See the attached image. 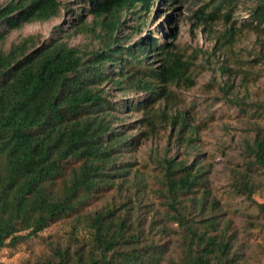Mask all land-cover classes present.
<instances>
[{
	"label": "trees",
	"instance_id": "obj_1",
	"mask_svg": "<svg viewBox=\"0 0 264 264\" xmlns=\"http://www.w3.org/2000/svg\"><path fill=\"white\" fill-rule=\"evenodd\" d=\"M72 1L76 0H11L0 5V45L10 31L57 17ZM83 1L88 6L73 11L72 32L63 34L59 29L40 43L30 35L7 50L0 46V251L15 249L51 225L68 221L71 234L85 229L89 238H72L73 246L50 243L49 254L23 264H161L165 259L172 264H241L231 221L221 220L219 202L210 196L198 162L160 158L162 174L156 188L164 207L160 219L148 211L141 216L139 201L129 195L119 207L91 208L129 176L133 164L119 163V156L156 135L157 127H171L179 144L194 140L197 128L186 113L169 111L175 97L172 86H195L200 51L175 42L160 43L151 36L124 45L128 37L120 35L127 20L124 14L140 30L156 0ZM235 3L204 2L196 20L209 32L214 25L224 26L215 37V53L224 52L234 60L235 42L246 30L261 39L264 58V0H257L238 26ZM87 31L98 37L101 48L88 50L68 43L71 33ZM168 36L174 39L175 33ZM148 54L158 59L157 65L147 62ZM240 61L237 70L221 66L227 75L222 88L226 94L232 78L244 86L249 81L242 66L245 60ZM105 84L146 96L119 103L109 97ZM123 108L143 114L134 127L137 135L115 125L122 119L117 111ZM247 147L251 163L264 169V133L258 130ZM241 182L251 199L253 190L245 174ZM256 207V217L264 220V203ZM169 223L180 230L176 258L166 256L167 242L155 237L174 231ZM246 224L258 226L254 219Z\"/></svg>",
	"mask_w": 264,
	"mask_h": 264
},
{
	"label": "rangeland",
	"instance_id": "obj_2",
	"mask_svg": "<svg viewBox=\"0 0 264 264\" xmlns=\"http://www.w3.org/2000/svg\"><path fill=\"white\" fill-rule=\"evenodd\" d=\"M10 1L0 0V5ZM207 1L209 0H156L140 30L135 28V20L124 14L123 20H127L120 35L128 36L123 41L126 46L151 36L160 43L175 42L189 51L192 48L200 51L194 68L195 86L189 89L172 86L175 97L170 102L172 110L169 111L170 114L185 112L189 123L197 129L190 144H179L171 127H157L156 135L140 141L133 152H124L119 156V163L133 164L129 176L123 181L119 180L122 183L107 192L91 208H101L108 204L119 207L127 201L126 197L129 195L133 196V200L139 201L138 212L141 216H145L148 211L160 219L164 210L156 192L157 182L162 174L160 158L166 155L175 159L184 158L188 164L198 162L203 168L210 196L219 202L221 220L231 221V233L236 240L241 264H264V220L256 217L257 203H264V169L251 163L253 156L247 147L258 130L264 133V58L260 56L263 48L261 39L254 33L243 30L233 48L235 59L239 60L237 63L224 52L215 53V37L224 30V26L214 25L209 32L195 17L196 12ZM69 3L57 17L43 22L26 23L20 29L10 31L0 46L7 50L12 43L30 35L35 36L36 42L40 43L57 35L59 29L60 33L72 32L73 11L87 8L88 5L83 0ZM256 4L257 0H236L234 19L239 20L237 26L249 16ZM92 21L93 16H87V23L91 24ZM169 32L175 33L174 39L168 36ZM67 41L70 45L88 50L102 47L98 37L88 31L71 33ZM240 60H245L242 66L249 72V81L244 86L238 78H232V89L226 94L223 87L227 75L222 73L221 66L227 64L237 70V66L242 63ZM151 61L154 65L158 64V59L148 54L147 62ZM105 88L109 97L119 103L135 102L146 96L133 91L123 93L110 84H105ZM160 106L163 108L165 104ZM117 112V116L122 119L115 125L132 136L137 135L139 130L134 127L140 125L143 114L134 108H123ZM244 174L251 182V199L241 185ZM251 219L256 220L258 226H248L246 221ZM169 228L175 232L168 231L167 234L155 237L161 243L167 242L166 256L176 258L181 249L180 230L172 223H169ZM72 230L71 222H57L15 249L3 248L0 251V264H23L26 261L33 263L39 257L49 254L50 243L73 246L76 240L73 241L72 238L83 241L89 238L85 229L78 228L74 235L71 234ZM152 233L154 234V230ZM161 264L172 263L165 259Z\"/></svg>",
	"mask_w": 264,
	"mask_h": 264
}]
</instances>
